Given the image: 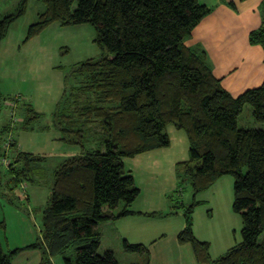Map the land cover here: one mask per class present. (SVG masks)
I'll return each instance as SVG.
<instances>
[{"label": "trees", "instance_id": "obj_1", "mask_svg": "<svg viewBox=\"0 0 264 264\" xmlns=\"http://www.w3.org/2000/svg\"><path fill=\"white\" fill-rule=\"evenodd\" d=\"M37 1L45 7L28 25L25 40L54 22L87 23L94 26L103 52L72 66L54 113L61 139L78 144L81 152L64 157L53 170L40 235L7 250L0 239V264H12L17 253L29 248L41 252L40 264H54L58 254L65 264H118L112 249L99 251V224L151 215L131 209L140 188L123 159L169 146L167 125L183 130L188 144V159L175 164L192 191L189 203L178 205L185 220L178 242L188 243L201 264H264V129L237 125L246 106L256 122L264 123V79L233 97L212 73L207 52L185 44L210 7L197 0ZM28 2L18 0L14 11L0 17V44ZM248 36L264 47V16ZM14 100L19 112L0 129V156L9 160L7 183L15 188L35 180L45 156L17 144L13 130L30 128L39 113ZM227 174L233 177L232 211L240 215L242 239L212 259L209 242L194 237L192 213L201 203L196 195ZM123 246L143 257L135 264H149L147 246L126 239ZM70 248L73 255L67 253Z\"/></svg>", "mask_w": 264, "mask_h": 264}, {"label": "rangeland", "instance_id": "obj_2", "mask_svg": "<svg viewBox=\"0 0 264 264\" xmlns=\"http://www.w3.org/2000/svg\"><path fill=\"white\" fill-rule=\"evenodd\" d=\"M17 2L18 0H0V17L14 11ZM28 4L25 14L9 26L8 34L0 44V129L9 119H17L19 110L17 107L13 108L16 104L14 98L20 99L22 107L30 106L39 115L31 121L30 128L13 130L17 144L21 150L45 156V159L37 164L35 180L24 182L28 192V197L24 198L20 197V185L14 188L7 183L10 175L7 174L0 156V239L4 250L28 245L40 235L42 211L50 195L53 170L64 157L81 152L78 144H69L61 139V131L55 126L54 120L56 105L62 97L65 80L72 66L84 59L99 57L103 52V48L95 41L94 26L87 23L61 25L54 22L31 40H25L28 25L37 20L38 13L45 7L44 3L37 0H29ZM237 118V125L241 128L264 129V123H258L252 118L250 106L244 107ZM164 131L170 137L169 146L123 159L126 169L134 175L136 185L141 188L131 209L139 207L149 210L144 212L151 213L145 214L141 219L133 217L131 221L140 220L150 228L153 224V233L154 227L169 228L164 227V224L171 221L170 217H182V209L178 208L179 202L189 203L192 198L188 181L183 180L185 178L175 166L176 162L189 157L186 134L173 125H167ZM95 144L94 139L93 145ZM232 185L233 177L229 174L223 175L215 185L195 197L201 203L194 207L193 222L200 236L211 239L213 246L210 256L213 258L225 252L230 245L240 242L242 238L240 215L232 211ZM122 205L123 202L115 211L119 212ZM175 219H172L173 224ZM99 229L102 235L100 252L112 249L118 264L142 263L143 257L139 253L124 249L121 228L115 223L104 225V222H100ZM134 232L142 236L141 231L133 229ZM128 234L132 239L139 237ZM262 237L264 238V233ZM164 242L166 241L154 245L153 252L149 251L153 264H160L163 257H180L181 263L201 264L193 261L192 255H187L182 248L179 251L174 250L169 256L159 252ZM216 243L220 246L219 250L215 248ZM148 247L150 249V245ZM30 250L34 249L23 251ZM73 251L74 248H70L67 253L73 255ZM54 261L65 264L59 254L55 255Z\"/></svg>", "mask_w": 264, "mask_h": 264}, {"label": "crops", "instance_id": "obj_3", "mask_svg": "<svg viewBox=\"0 0 264 264\" xmlns=\"http://www.w3.org/2000/svg\"><path fill=\"white\" fill-rule=\"evenodd\" d=\"M197 1L207 8L210 7V11L208 15L198 21L192 29L191 34L186 38L185 44L191 47L199 46L207 52L209 61H211L212 73L219 79L222 87L233 97L247 90V88L258 87L264 79V47L259 43L252 44L248 34L260 25L262 17L264 16V11L261 10V7L264 9V0ZM215 183L213 185H215ZM134 210L149 212V210L139 207H134ZM141 215L142 214L136 213L122 216L121 218L105 221L104 225L105 223H115L116 226L121 228L120 231L124 239L130 243H141L147 247L150 245V249L148 247L150 252H153L152 249L154 245L156 246L161 241H166L158 250L159 252L169 256L174 250L179 251L178 249L182 248L185 249L187 255L190 253L193 261H195L191 246H186L185 244L180 245L178 242L177 233L183 229L185 222L183 215L182 217L179 215L170 217L172 219L176 218L174 224L171 219L170 222L164 224V227L168 226L169 228L165 229L163 227H158L155 229L154 227V233L153 224L151 225L152 228H150L146 223L144 224L140 220L131 221L133 217H137L136 219L144 217V215ZM170 223L171 226H169ZM129 228L130 230H128ZM133 229L141 231L142 236H139L136 232L133 233ZM197 231L198 228L193 222L194 237H197L201 241H208L209 253H211V247L213 246L211 239L200 236ZM128 233L136 234L139 237L137 239H132V236ZM168 236L169 238H167ZM219 247V244L216 243L215 248H218L216 250H219ZM229 248L230 247H228V249ZM21 254H24V256H21ZM54 257L55 256H53L52 261L54 264H57V262L54 261ZM211 258L213 259V257ZM40 259L41 252L34 249L29 252L21 251L19 254L17 253V255L12 258L11 262L12 264H40ZM180 260H182L180 257H173L172 259L163 257L159 262H161L160 264H186V262L181 263ZM149 264H153L152 257Z\"/></svg>", "mask_w": 264, "mask_h": 264}, {"label": "built area", "instance_id": "obj_4", "mask_svg": "<svg viewBox=\"0 0 264 264\" xmlns=\"http://www.w3.org/2000/svg\"><path fill=\"white\" fill-rule=\"evenodd\" d=\"M10 139H11V137H8L7 140L4 142L3 146L5 147V149H8V147H9L8 144H9ZM1 157H2L1 162L4 165H7L9 163V160L4 156H1ZM20 197H24V198L28 197V192L26 191V184L25 183L20 184Z\"/></svg>", "mask_w": 264, "mask_h": 264}]
</instances>
